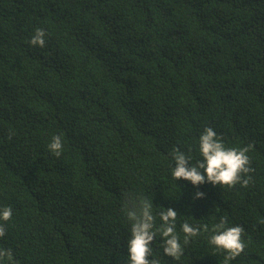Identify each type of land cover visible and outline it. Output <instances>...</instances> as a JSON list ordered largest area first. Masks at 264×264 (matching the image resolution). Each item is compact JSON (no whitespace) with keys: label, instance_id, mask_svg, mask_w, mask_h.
I'll use <instances>...</instances> for the list:
<instances>
[{"label":"trees","instance_id":"16d2710c","mask_svg":"<svg viewBox=\"0 0 264 264\" xmlns=\"http://www.w3.org/2000/svg\"><path fill=\"white\" fill-rule=\"evenodd\" d=\"M206 127L248 147L246 187L172 179L173 149L202 159ZM138 197L157 227L162 207L178 213L184 252L164 255L157 234L161 264H224L211 232L184 245L181 231L220 216L246 230L229 264H264V0H0L4 264H128Z\"/></svg>","mask_w":264,"mask_h":264},{"label":"clouds","instance_id":"9594fccd","mask_svg":"<svg viewBox=\"0 0 264 264\" xmlns=\"http://www.w3.org/2000/svg\"><path fill=\"white\" fill-rule=\"evenodd\" d=\"M46 32L36 28L29 43L33 46H45ZM50 151L59 157L62 154L63 142L60 136H53L49 144ZM190 151V150H189ZM248 147H227L223 139L218 137L217 132L206 127L199 137V153L202 159L192 163V156L174 148L171 156L175 162L171 176L173 180L184 179L192 185L199 186L205 182L212 185L227 188L236 185L247 186L250 182L249 173L251 161L247 155ZM191 162V164L189 163ZM203 192H196L194 198H202ZM133 206L126 211V216L131 221V238L127 242L128 264H161L159 259L152 257V244L157 234L162 238L161 247L163 254L179 260L183 255L184 248L180 242V235L176 230L178 213L169 207H162L158 212L161 224L157 227L156 217L153 215L152 199L138 197L133 201ZM12 217V209L4 207L0 209V220L7 222ZM183 244L187 245L191 238L201 235L202 232H211L210 244L216 250L226 253L224 264H229L245 253L246 243L244 240L245 228L240 224H230L227 216H220L219 221L209 227L207 223L192 225L187 221L181 224ZM6 229L0 224V237L5 235ZM215 254V253H213ZM12 261L10 250L0 249V264L5 260Z\"/></svg>","mask_w":264,"mask_h":264}]
</instances>
